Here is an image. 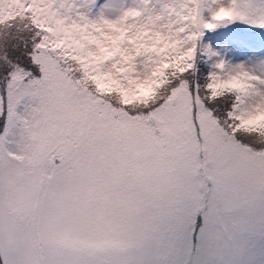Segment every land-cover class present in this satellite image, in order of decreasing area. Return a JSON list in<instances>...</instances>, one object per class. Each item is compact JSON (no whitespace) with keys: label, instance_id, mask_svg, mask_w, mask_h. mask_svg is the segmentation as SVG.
Instances as JSON below:
<instances>
[{"label":"snow or ice","instance_id":"1","mask_svg":"<svg viewBox=\"0 0 264 264\" xmlns=\"http://www.w3.org/2000/svg\"><path fill=\"white\" fill-rule=\"evenodd\" d=\"M0 264H264V0H0Z\"/></svg>","mask_w":264,"mask_h":264},{"label":"rangeland","instance_id":"2","mask_svg":"<svg viewBox=\"0 0 264 264\" xmlns=\"http://www.w3.org/2000/svg\"><path fill=\"white\" fill-rule=\"evenodd\" d=\"M237 35L239 36L240 39H244L243 33H238Z\"/></svg>","mask_w":264,"mask_h":264}]
</instances>
